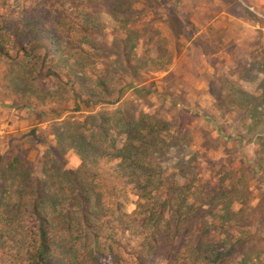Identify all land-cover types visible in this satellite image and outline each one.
Returning a JSON list of instances; mask_svg holds the SVG:
<instances>
[{"label": "rangeland", "instance_id": "1", "mask_svg": "<svg viewBox=\"0 0 264 264\" xmlns=\"http://www.w3.org/2000/svg\"><path fill=\"white\" fill-rule=\"evenodd\" d=\"M5 1L12 0H0V22L10 12ZM27 1L55 22L70 59L50 61L43 48L32 45L24 53L18 44L26 45V39L7 45L9 56L0 58V153L19 151L38 177L48 157L71 170L80 160L56 140L62 121L122 104L136 118L147 113L163 120L174 136L172 147L156 157L166 175L179 185L193 181L192 188L225 183L237 195L245 190L243 217L256 225L261 238L255 250L264 264V166L251 172L259 133L264 136V0H178L175 14L192 25L180 36L167 20L172 0ZM78 62L89 79L83 88L71 80ZM16 79H26L28 86L14 89ZM95 79H105L110 92L90 97L98 91ZM136 87L143 90L137 93ZM238 89L251 103L247 117L237 104ZM252 103H261L259 122L249 117ZM231 133L243 137L234 142L222 136ZM135 200L128 195L123 218L126 236L134 239L142 230L128 223ZM245 248H235L229 258L241 260Z\"/></svg>", "mask_w": 264, "mask_h": 264}, {"label": "trees", "instance_id": "2", "mask_svg": "<svg viewBox=\"0 0 264 264\" xmlns=\"http://www.w3.org/2000/svg\"><path fill=\"white\" fill-rule=\"evenodd\" d=\"M172 2L177 10L169 8L171 15L165 19L180 36L186 25H192L177 17L179 2ZM4 4L10 12L0 22V58L9 56L10 42L26 39V45L18 44L24 53L32 45L33 50L43 48L50 61L70 59L55 22L37 5L27 0ZM186 30L189 34L192 27ZM77 64L71 80L83 88L89 79ZM95 81L98 91L90 97L110 92L105 79ZM15 82L14 89L28 86L26 79ZM142 90L135 88L137 93ZM238 90L237 104L247 117L251 103ZM252 104L249 117L259 122L261 103ZM242 135L222 136L238 142ZM56 140L76 153L80 160L76 168L65 169L48 157L38 177L19 151L0 153V264H261L255 250L261 237L256 225L245 223L248 218L243 217V206H248L245 190L237 195L225 183L214 189L192 188L193 181L179 185L166 175L156 157L172 147L174 136L163 120L147 113L136 118L122 104L114 111L62 121ZM256 143L253 175L264 166L261 133ZM129 194L136 200L128 223L137 222L142 228L135 239L126 236L123 225ZM245 246L241 260L229 258L235 248L242 252Z\"/></svg>", "mask_w": 264, "mask_h": 264}]
</instances>
